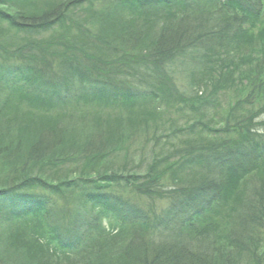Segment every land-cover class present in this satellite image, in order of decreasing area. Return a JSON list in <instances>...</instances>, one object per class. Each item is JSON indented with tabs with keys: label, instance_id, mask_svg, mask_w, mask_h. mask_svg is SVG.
Segmentation results:
<instances>
[{
	"label": "trees",
	"instance_id": "16d2710c",
	"mask_svg": "<svg viewBox=\"0 0 264 264\" xmlns=\"http://www.w3.org/2000/svg\"><path fill=\"white\" fill-rule=\"evenodd\" d=\"M97 1L0 0V251L18 254L11 264H239L238 254L264 264V120H256L264 114V0H101L100 26L114 7L139 27L82 42L72 15L92 16ZM12 32L49 36L12 43ZM131 37L142 48L128 54ZM253 44L247 95L229 113L241 118L223 133L196 120L201 131L187 145L158 155L154 133L170 128L158 104L189 100L176 69L191 65L190 85L207 86L210 73ZM106 51L118 76L140 86L99 82L76 67ZM140 102L160 110L136 109ZM97 106L106 114L88 109ZM135 125L146 137L137 149ZM184 130L194 127L171 134ZM115 149L120 170L90 166ZM188 166L199 174L191 181L181 179Z\"/></svg>",
	"mask_w": 264,
	"mask_h": 264
},
{
	"label": "rangeland",
	"instance_id": "374dc122",
	"mask_svg": "<svg viewBox=\"0 0 264 264\" xmlns=\"http://www.w3.org/2000/svg\"><path fill=\"white\" fill-rule=\"evenodd\" d=\"M104 7L105 5L103 1L99 0L94 3L92 9L90 10L92 16L84 17V14L81 13L78 15L79 17L76 18L74 15H72V17H74L75 19H78L77 23L79 27H83V32L81 34L80 32L79 34L74 33L77 36L79 35V37L82 39V42L83 41L85 42L93 41L94 42V38L96 37V35L104 36L107 34H111V32L118 34L124 30H127V29L134 30L139 27L138 25L139 22L138 24L136 22L134 23L130 22L134 20L133 17L122 12V9L117 10L114 7H113V10L112 9L108 10L111 12V14L107 15L106 18L108 16L111 18L105 23L106 25L100 26L98 15L99 13H101V11H103ZM158 28L159 27L156 24L152 26V29L150 30V35L144 39V42L146 44L151 42V39H153L154 35L158 32ZM4 29L5 28H3L0 31V35L4 34ZM48 36H49V33L47 32L43 33L42 37H34L33 35L26 36L20 33L12 32L11 35H9L7 39H9L8 41L12 43H19L23 38H28V39L30 38L34 40H39V39L45 40ZM107 37H111V35H107ZM127 41L128 43L124 45L122 48H124V51H127L128 54L131 53L132 51L134 53V48L136 50H140L142 48V46L137 47V48L134 47L136 45V41L133 37H131V39ZM1 42H3L2 38H0V43ZM103 44H106V43H103ZM251 47L258 48L257 45L253 44L249 47H246L238 51L237 55L236 53H233V55L229 59H227L228 62L226 61V65H221L216 73H210L211 79H209V81L210 83H213V84H209L207 86L200 87V86H197L198 84L190 85V83L187 81L188 79L187 75H188L189 70L193 69L191 65L186 64L185 66H182L176 69V71L178 70L175 75L176 85L189 98L187 107H189L188 105H193L195 111H193V109L187 108L186 106H183L182 103L178 101H174L171 98H169V101L165 103L158 104L161 110L164 111L163 119L167 120L170 123V128L165 126L166 128H161L159 132L154 133L155 136L157 135L160 141V144L156 146V148H154L152 143L149 142L148 149L153 150L154 148L156 153L159 155V154H164L168 151H169L168 153H170L173 149L176 150V148L183 146V144L188 142V138L191 139L192 136L196 135L197 131H201L200 129L201 126L199 123H196V120L205 124V126L207 127H210L212 129H218L220 130L219 132H222V133H223V130L232 127L234 125L233 124L234 120H236L237 118L239 119L241 117H239L240 114H236V113L229 114L231 112L230 108L233 107V105H236L237 107V105L241 103L242 99L245 98V96L247 95L246 94L247 91L244 88V85L241 86V84L244 83L247 78L251 77L252 70L255 69L253 57H252V54H250ZM91 51L93 53L98 52L96 49H91ZM99 56H100L99 58H96L97 60L91 58L90 55L88 59H85V60L82 58H78L81 60L79 63L76 64V67H79L80 65L85 66L87 69H89L88 70L89 75H86V76L96 81H99V82L102 80L116 82L117 84L122 85L118 87L120 88L125 87L127 89H130L131 91L132 89L129 87L140 86L139 85L140 83L138 82L135 76L132 75L130 80H127V77H126L127 75L126 76L121 75L119 77L118 76L119 72L116 69L114 70L112 66L111 67L109 66L110 65L109 62H112L113 60H115L111 58L114 56V54H111V53L108 54V52L106 51L105 54L101 53V55ZM232 57L233 59H231ZM129 58H132V57H129ZM119 63H122V62L119 61ZM233 77L235 78V80L231 81ZM127 81L130 83L131 86L124 83ZM222 81L227 82V83L224 84V82ZM215 82H218V83H215ZM140 103L141 104H139L136 107V109L148 108L149 106L150 107L156 106V108L160 110V108L157 107V105L152 104L147 107H142L147 104H142L143 102H140ZM121 108L122 107L118 109L121 110L119 112H122V116L129 117L127 115L128 112L122 111ZM88 109H93L91 110L93 112L97 110L103 114H106V111H104V109L98 106L96 108H88ZM118 109H115L109 113L115 114L118 111ZM124 109L127 110V108H124ZM134 109H135V106L128 109V111H133ZM84 110H87V109H84ZM91 111L85 114H90ZM241 113L243 114L241 115L242 117L249 115L244 112H241ZM256 120L257 121L264 120V114L258 117ZM122 123L124 124L125 120H123ZM227 124H228V127H227ZM184 125L193 126L194 131L187 133L186 130H188L189 128H185L186 129L184 130L185 133L175 131V133L171 134L173 129H177V127L184 126ZM123 127L124 126H122V129ZM124 130H125L126 135L129 134L130 130L127 128V126L124 127ZM133 130L139 131L140 129L136 128V125H135ZM79 132H81L80 135L84 133L88 135L83 130H80ZM149 132H151V130ZM131 133H134L135 135H137L135 137L136 145H134L135 149H137V144L139 143L137 141L139 140L141 143H143L146 137H143V133L141 130L138 133L134 131L133 132L131 131ZM209 135L210 134H205L204 136L208 137ZM150 137H152V133H150ZM179 139L181 141L178 142ZM148 149H147V152L144 153L145 155L144 157L146 158V161L149 159L147 158V155L149 154ZM121 160H122V153L121 152L119 153V150L115 149L114 154L111 153V155L107 157L106 159L104 158V159L98 160L97 162L90 164V166H92L95 169L105 166L106 169L120 170L119 167L113 166V164L115 163L119 164ZM3 171H4V167L2 168V165L0 163V175L3 173ZM73 171H74V168H73ZM181 172H182V175L184 176V177H181V179L186 180V181H191V179H194L192 177H196L199 175L195 173L197 172V169L194 168L193 166H188L186 168H183ZM163 204H164L163 202H158V205L160 206H163ZM17 255L14 256L13 254V257H12V256H9L6 252L2 251L0 254V264H4L3 260L6 258L11 259L10 261V264H11L12 260L15 259ZM238 255H239L238 258H240L239 264H252L246 255H242V254H238ZM106 259H108V261L115 262L114 259H112V257L110 256L106 257Z\"/></svg>",
	"mask_w": 264,
	"mask_h": 264
}]
</instances>
